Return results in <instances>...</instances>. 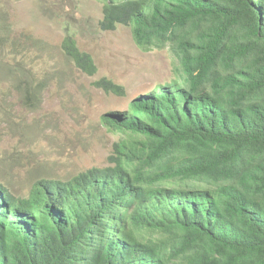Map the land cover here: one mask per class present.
Segmentation results:
<instances>
[{
	"label": "trees",
	"instance_id": "trees-1",
	"mask_svg": "<svg viewBox=\"0 0 264 264\" xmlns=\"http://www.w3.org/2000/svg\"><path fill=\"white\" fill-rule=\"evenodd\" d=\"M100 1L99 30L166 49L173 77L101 115L121 135L106 166L26 197L0 183V264H264V0Z\"/></svg>",
	"mask_w": 264,
	"mask_h": 264
},
{
	"label": "rangeland",
	"instance_id": "rangeland-1",
	"mask_svg": "<svg viewBox=\"0 0 264 264\" xmlns=\"http://www.w3.org/2000/svg\"><path fill=\"white\" fill-rule=\"evenodd\" d=\"M101 7L100 0H0V183L17 196L40 179L67 181L106 166L121 135L101 115L126 110L136 95L173 77L166 49L139 50L129 27L100 31ZM66 36L92 56L95 75L63 54ZM101 77L125 95L96 89Z\"/></svg>",
	"mask_w": 264,
	"mask_h": 264
}]
</instances>
